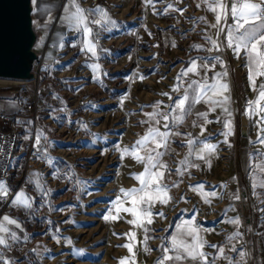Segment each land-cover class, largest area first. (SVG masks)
<instances>
[{"label": "rangeland", "instance_id": "rangeland-1", "mask_svg": "<svg viewBox=\"0 0 264 264\" xmlns=\"http://www.w3.org/2000/svg\"><path fill=\"white\" fill-rule=\"evenodd\" d=\"M129 3L120 0L115 10L126 23L123 29L99 31L95 38L113 56L108 65L105 62L100 66L101 73L99 66L94 68L97 65L93 59L88 56L82 59V54L75 52V61L63 66L66 72L56 70V77L45 74L40 61L32 69L36 79L28 82L0 79V104L12 102L22 109L38 95L44 109L41 111L51 113L52 119L43 121L41 126L45 131L42 136L49 142L47 156L51 161L43 159L42 153L38 156L51 167L48 173L51 178L45 176V181L52 186L49 196H53L47 199L46 216L42 217L45 227L35 235L38 238L35 258L41 264H119L125 257L128 258L125 264H157L164 255L163 248H171V228L178 218L196 220L198 235L208 245L222 243L233 233L241 232L239 225L219 219L217 209L205 203L189 184L177 198L168 195L166 204L150 206L151 224L140 217L147 233L144 228L127 223L133 219L130 213L121 211L119 220L104 219L109 210L116 215L113 202L117 197L123 206H131L130 198L121 193L122 188L140 187L134 174L144 172L143 163L130 155L122 158L123 149H131L138 140L141 123L157 102L159 109L172 110L173 101L183 87V66L179 63L190 57L188 33L195 31L191 14L198 12L187 0H152L137 8L133 5L129 8ZM169 5L172 7L167 10ZM170 28L175 38L168 33ZM68 53L63 50L60 55L65 57ZM241 63L244 78L247 74ZM243 84L248 93L253 91L249 80L244 78ZM45 104L52 108L47 109ZM42 112L39 115L44 120L46 114ZM195 123L196 129L199 124ZM36 130L38 133L37 124ZM189 178H193L192 174ZM260 208L264 237V205ZM161 212L163 216L158 215ZM131 232L135 233V239L124 235ZM246 234L245 231L242 236L247 237ZM145 235L149 237L147 252L141 243ZM237 239L236 236L222 247L223 256L214 253L207 257L208 264L213 261L229 264L230 256L237 253L231 251ZM124 244L132 245L134 255L120 247Z\"/></svg>", "mask_w": 264, "mask_h": 264}, {"label": "crops", "instance_id": "crops-1", "mask_svg": "<svg viewBox=\"0 0 264 264\" xmlns=\"http://www.w3.org/2000/svg\"><path fill=\"white\" fill-rule=\"evenodd\" d=\"M108 1L109 4H106L105 0H99L97 6L107 12L111 22L102 19L101 14L96 11L97 6L91 7L89 0H76V4L80 8L91 10L85 11V16L87 17L85 23L92 30L89 34L84 30L85 26L83 24L78 26L74 20L62 19L67 15L65 12L66 7L69 12L75 11V5L70 3L69 0H37L35 4L31 0V21L36 37L33 51L38 55L37 61L42 62V69H44L43 72L45 74L56 77V70L66 72L67 70L63 69V66L70 65L71 62L75 61V52H80L82 59H85L86 56L93 59V63L99 66L100 73L102 72L100 66L104 65L105 62L108 65L109 59H113V56L110 53V49L102 47L101 44L99 45L95 38L99 31L108 33L116 29L120 30L126 25L122 17L115 11L120 0ZM125 2H130L129 8L131 5L137 8L142 6V4L144 6L147 4L145 0H125ZM187 2H190L191 6L198 12H192L191 14L195 31L193 34L188 33L190 38L187 50L190 57L187 61H182L179 64L181 67L183 66V73L192 66L189 62L194 60L197 65V71L183 75V87L178 97L183 96L185 91L191 97L193 89L197 88L193 81L210 85L215 82L216 73L226 69L228 75L221 82H227L229 85V91L225 95L230 97V102L227 103L226 107L231 116H228L222 106H215V110H211L213 105L206 102L207 98L197 103L186 104L187 114L184 116L183 122L179 124L173 120V117L178 113H174L172 110L169 112L159 108L153 109L150 113L159 111L167 114L169 119L165 121L163 116H157L156 119L159 120L157 124L154 120L147 117L141 123V133L137 139L143 136L149 127L159 128L161 132L167 131L169 133L167 147L158 149L162 153L159 160L166 166V168L158 170L164 173L161 184L167 186V195L177 198L183 189L185 190L186 184H189L191 185L190 189L192 188L199 192L202 198L205 199V203L207 202L214 210L217 209L216 211L220 213L219 219L222 218V221H229L238 217L239 224L232 223L234 226L239 225L241 229V232L239 231L240 235L237 236L236 245L238 247L234 245L238 251L230 256V259L239 261V251L242 250L247 253L245 264H264L263 222H261L259 217L260 207L264 205V187L261 186L264 184V156L260 155V153H264V144L257 142L258 136H264V132L261 131V128L264 127V122L257 123V121H260L261 116L264 115V113L259 112L260 107H264V101L259 104L255 103L259 96L260 85L264 84V76L255 77L256 88L254 90L250 84L249 86H251L253 91L248 93V89L246 90L243 84L242 71L239 68L242 64L241 62H243L244 72L248 78L249 68L244 50L242 49L240 55L237 56L231 48L227 47L226 31L227 27L233 23L231 17L229 16L226 22L222 21L225 32L217 35L218 29L211 27L216 22V14L209 9V5L215 6V0H187ZM256 2H259V0H256ZM228 3L230 7L231 0H228ZM201 17L204 19H200ZM96 19H101V23L95 24L91 22ZM204 25L206 30H203ZM167 31L169 35L175 38L173 29L170 28ZM205 37H211L212 40L217 42L219 47H214L211 41L205 39ZM195 45H200V47H194ZM90 46H94L95 55L89 50ZM63 50L69 51L65 57L60 55ZM214 57H220L223 64L215 60ZM203 65H206V67H202ZM104 73L106 74V71ZM190 84L192 85L191 88L189 87ZM207 95L212 96V92L209 91ZM215 99H221V97H215ZM249 102H253L251 109L248 108ZM26 106L24 104L21 109L20 104L14 105L12 102L0 104V111L10 112L14 114L13 116H21L22 133L16 154V162L12 169L13 177L9 182L4 183L8 193L15 191L11 201L14 199L15 194L22 190L25 196L30 199L32 205L31 208H25L11 203L9 209L2 214L0 223H3L9 229V232L0 233V235L5 236L10 245H0V254H2L5 264H34L36 260L35 252L38 249V238L35 235L40 230L32 228L29 220L33 217L42 218L46 216L47 197L52 192V186L45 181L46 175L41 168L34 166L31 170L25 172L28 164L31 165L32 162L29 151L31 147V142H29L30 134L35 130L36 124L38 134H44L45 131L41 126L43 121L52 119L49 117L51 113L46 110L44 112L40 111L39 113H45L46 117L43 120L39 115L40 117H37V123H35V116L27 112ZM44 107H47V109H50L49 107L52 108V106H46V104ZM253 110H255L256 114H259L258 117L255 114L251 116L247 114V112ZM199 113H207L206 119L210 122H206L205 118L198 115ZM243 118L249 121L247 137L242 135ZM227 120L231 121L232 134L225 137L224 133L228 130L225 128V121ZM195 122L199 124L196 129L194 128ZM165 123L168 124L167 129L164 128ZM189 140L193 141V143L189 144ZM40 141L42 144L37 157L39 153H42L43 159L50 162L51 160L47 156V153H50L49 142L42 135L40 136ZM205 144L214 145L215 150L212 152L205 150V159H200L198 154ZM154 147L153 144L149 143L148 148ZM222 151H225V154H222ZM140 153L142 155L146 154L144 150H141ZM152 154L155 155V152ZM29 158L31 159L29 160ZM26 163L27 165H25ZM52 165L54 169H58L55 164ZM143 168L145 169L144 164ZM190 174L193 176L191 179L189 178ZM226 181L230 184H226ZM253 184L256 185L255 188ZM212 193H215V195H212ZM237 195L239 199L235 198ZM2 199L0 198V208ZM154 203H159V201L157 200ZM197 212L201 213L204 211L198 210ZM4 216L15 219L17 223L10 224L3 221ZM231 216L232 218H230ZM199 221L201 222L202 220ZM185 222H191L196 225V220L194 219L178 218L174 221V227L171 228V240L176 236L178 239H184L189 243L192 242V237L182 235L188 227ZM245 231L247 237L242 236ZM227 232L224 231L223 233L227 234ZM11 233H15L16 240L11 239ZM199 239L205 241V239L200 237ZM228 242L229 240H225L222 243L216 241L213 244L223 247L228 245L226 244ZM207 245L205 244L202 248L207 257L214 253L219 254L216 248L211 247L209 249ZM169 254L175 255L176 253L171 251ZM170 262L171 264H195L190 258Z\"/></svg>", "mask_w": 264, "mask_h": 264}, {"label": "snow or ice", "instance_id": "snow-or-ice-1", "mask_svg": "<svg viewBox=\"0 0 264 264\" xmlns=\"http://www.w3.org/2000/svg\"><path fill=\"white\" fill-rule=\"evenodd\" d=\"M37 0H32V3H36ZM70 3L75 5V11L69 12L68 8H65V15L62 19L64 20H74L75 23L79 26L83 24L84 30L87 33H91V28L87 27L85 23L87 17L85 16V10L80 8L78 4H76V0H69ZM146 3H151L152 0H145ZM199 6V5H198ZM168 7H172L169 5ZM209 9L216 14L215 16V23L211 25L213 28H217L219 35L221 32H225V28L222 26V21L226 22L229 16L231 17L233 23L227 27L226 31V41L227 47L231 48L233 52L239 56L241 50H244V53L247 57V66L249 68V82L252 85L253 89L255 90V77L256 76H264V0H231V5L229 7L228 0H215V6L209 5ZM97 12L101 14V18L104 20H109L108 14L102 8L97 6ZM200 19H204L201 17ZM95 24H100L101 19H96L91 21ZM205 39L211 41L214 47L218 48L219 45L216 41L212 40L211 37H205ZM194 47H200V45H195ZM90 51L93 52L95 55L94 46H90ZM219 63L223 64V61L220 57H214ZM192 66L189 67L186 72H183L182 75H187L189 72H196L197 65L195 61L189 62ZM98 67V66H94ZM202 67H206L203 65ZM214 67V65H213ZM228 73L225 69L222 72L216 73V80L212 84H200L198 81H193V84L197 85V88L193 89V94L190 97L189 93L185 91L184 95L181 97L176 98L173 101V108L172 111L174 113H178L173 117L175 123L179 124L183 122L184 116L187 114V108L185 107L186 104H193L200 102L202 99H206V102L213 105L211 110H215V106H222L224 111L231 116L228 108L226 107L227 103L230 102V97L225 95L226 92L229 91V85L227 82H221V80L227 77ZM179 79V77H177ZM189 87L191 88L192 85L190 84ZM174 91H178V89L174 88ZM212 92V96H208V92ZM163 95H169L168 93H163ZM215 97H221V99H215ZM171 100L172 97L169 96ZM261 101H264V84L260 85V91L258 99L255 103L259 104ZM159 103L157 102L153 107L155 109L159 108ZM253 102H249L248 108H252ZM259 112L264 113V107H260ZM248 115L256 114L255 110L247 112ZM149 119L154 120L157 124L159 120L156 119L157 116H163V119L167 121L169 119L168 115L165 113H161L159 111H154L153 113L146 114ZM199 116L205 118L207 121V113H199ZM264 122V115L261 116L260 121L257 123ZM86 127V125H85ZM164 128H168V124H164ZM225 128L228 129L224 135L227 137L228 135L232 134L231 131V121H225ZM261 131L264 132V127L261 128ZM43 133H39L36 138V143L39 144L40 136ZM169 137V133L167 131L161 132L159 128L149 127L146 133L141 136L135 143L131 146V149L125 147L123 149V155H130L132 156L138 163H143L145 165L144 172L139 174H134L135 179L140 182V187L136 188L133 187L131 189H121V193L125 198H130L131 206H123V201H121L120 197H117L116 200L113 202L116 215H112V210H109V214L104 216L105 220H119L121 217L119 213L122 211L124 213H130L133 216L132 220L127 221V223L135 225L136 227L144 228L145 233H147L148 229L145 227L144 221L140 217H144L147 220V224H151V213L149 211L150 206L156 202L157 200L160 203H167L170 197L167 195V186L162 185L161 181L163 179V171L158 169L166 168L163 165L159 157L162 155L158 151L161 147H167V140ZM27 138V137H26ZM257 142L264 144V136H258ZM149 143L153 144L154 148H148ZM189 144H192L193 141L189 140ZM141 150L145 151V155H141ZM205 150L208 152H212L215 150L214 145L205 144L204 148L201 149V152L198 154L200 159H205ZM155 152V155L152 153ZM261 156H264V153H260ZM207 162V161H206ZM154 169H156L154 171ZM264 187V184L261 185ZM255 188L256 185L253 184ZM8 195V189L3 181H0V198L6 197ZM215 195V193H212ZM239 199L237 195L235 197ZM13 205L23 206L25 208H31L32 205L30 203V199L25 196L24 192L21 190L19 193L15 194L14 199L11 201ZM158 215L163 216L164 213H158ZM3 221H6L10 224H16L17 221L15 219H10L8 216L3 217ZM229 223L239 224V218L231 219L228 221ZM188 227L185 232L182 233L184 236L192 237V242L189 243L184 239H178L176 236L172 238L171 248L165 247L163 248L164 255L157 261V264H166L168 261H181L185 259H192L197 264H208L207 254L202 251V248L206 241L199 239L198 232L199 229L191 222H185ZM9 229L4 226L3 223H0V233H8ZM125 236L129 237L130 239H135V233H125ZM240 233L236 232L233 233L231 236L228 237V240L231 241L236 236H239ZM11 239L16 240L17 237L15 233H11ZM149 239L147 235H145L144 240L141 243L145 244V251H149L150 249L147 248L146 242ZM59 242V240H57ZM71 243V241H69ZM0 245L10 246L8 244V240L5 236L0 235ZM210 247L216 248L219 255H224V249L218 245H208ZM120 247H125L128 249L130 253H133L132 245L131 244H124L120 245ZM172 251L175 252V255H168V253ZM231 251L237 252V248L235 246L232 247ZM134 255V253H133ZM240 260L235 261L229 259V264H245V257L247 253L243 252L242 250L239 251ZM228 259L227 257H225ZM128 258H121L119 264H125V261ZM0 264H5L4 258L2 254H0ZM214 264V261H213Z\"/></svg>", "mask_w": 264, "mask_h": 264}, {"label": "water", "instance_id": "water-1", "mask_svg": "<svg viewBox=\"0 0 264 264\" xmlns=\"http://www.w3.org/2000/svg\"><path fill=\"white\" fill-rule=\"evenodd\" d=\"M35 39L31 0H0V73L33 78ZM242 121V135L247 137L249 121Z\"/></svg>", "mask_w": 264, "mask_h": 264}, {"label": "built area", "instance_id": "built-area-1", "mask_svg": "<svg viewBox=\"0 0 264 264\" xmlns=\"http://www.w3.org/2000/svg\"><path fill=\"white\" fill-rule=\"evenodd\" d=\"M99 0H89V5L91 7H96ZM106 4H109L108 0H105ZM100 41V40H99ZM40 61H37L33 67L36 69ZM37 78L35 73L34 79ZM248 81L247 76L244 77ZM38 95L33 96V100L29 102L26 106L28 113H32L35 116V123H37V117L39 112L43 109L42 102H39ZM36 126V125H35ZM37 130L32 131L29 137V142H31L30 147V157H32L31 165L28 164L26 171L31 170L34 166L41 168L44 171L46 178H51L48 175L51 172V167L48 163H45L43 160H39L37 157L38 151L41 147V143H36ZM22 133H21V116H13L4 111H0V181L9 182L13 177V166L16 160V154L20 145ZM226 184H230L226 181ZM15 191L8 193L6 197L2 199V205L0 208V220L4 211L9 209L11 204V198Z\"/></svg>", "mask_w": 264, "mask_h": 264}, {"label": "bare ground", "instance_id": "bare-ground-1", "mask_svg": "<svg viewBox=\"0 0 264 264\" xmlns=\"http://www.w3.org/2000/svg\"><path fill=\"white\" fill-rule=\"evenodd\" d=\"M0 79L1 80H10V81H21V82H28L29 80H32V79H34V77L33 78H31L30 76H25V77H23V76H20V75H10V74H2V73H0Z\"/></svg>", "mask_w": 264, "mask_h": 264}, {"label": "trees", "instance_id": "trees-1", "mask_svg": "<svg viewBox=\"0 0 264 264\" xmlns=\"http://www.w3.org/2000/svg\"><path fill=\"white\" fill-rule=\"evenodd\" d=\"M48 200L52 199L53 196H49L47 197ZM30 221V225L31 227L33 228H37V229H43L45 227V222H44V219L40 218V217H33ZM34 264H41L40 262H38L37 260L34 262Z\"/></svg>", "mask_w": 264, "mask_h": 264}]
</instances>
